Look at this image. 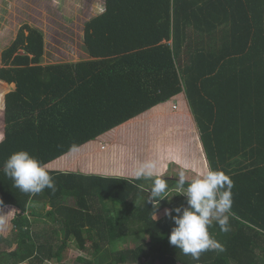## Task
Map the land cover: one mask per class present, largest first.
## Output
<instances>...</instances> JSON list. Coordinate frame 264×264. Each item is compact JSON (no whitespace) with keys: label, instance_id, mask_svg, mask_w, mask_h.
<instances>
[{"label":"trees","instance_id":"16d2710c","mask_svg":"<svg viewBox=\"0 0 264 264\" xmlns=\"http://www.w3.org/2000/svg\"><path fill=\"white\" fill-rule=\"evenodd\" d=\"M84 29L79 61L44 64L45 34L28 23L2 52L0 216L17 210L12 233H0V264H73L64 261L73 243L95 255L83 264H264V0H105ZM182 92L209 166L233 181L230 231L209 229L224 252L193 260L170 245L165 209L187 198L155 210L143 191L151 179L47 168L55 190L31 195L2 171L20 150L46 166ZM163 178L170 196L178 177ZM44 215L50 223L38 228ZM45 233L63 238L48 248ZM138 234L147 240L118 250Z\"/></svg>","mask_w":264,"mask_h":264},{"label":"crops","instance_id":"0c3cea01","mask_svg":"<svg viewBox=\"0 0 264 264\" xmlns=\"http://www.w3.org/2000/svg\"><path fill=\"white\" fill-rule=\"evenodd\" d=\"M87 57H84L83 59H86ZM7 86L8 88L9 86L14 87V84H7ZM6 92H8V90H6ZM170 100L172 101L171 106L168 105L169 100L160 103L138 117L118 126L113 130L114 132H108L98 137L96 140L85 144V147L81 146L80 148L74 150L76 153L73 159L69 158L67 160L65 157L68 154H71V152L58 158L57 160H54L53 162H50L46 165V168L59 171L73 170L75 172H82L85 174L134 179L131 173L138 164L136 158L138 156V158L141 159V162L147 160L157 161L159 166L158 170L163 173V177L175 178L179 176L178 174L180 172H184L186 174L190 173L188 174V177L194 176L191 175L193 174L192 171H202L206 166H209L200 133L198 132V129L197 132L193 131L194 125L197 126L196 120L184 92L174 96ZM174 105H177L178 107L175 109ZM127 124L134 125L125 127ZM142 129L143 132L140 136L139 133ZM120 134H122L123 138H120ZM176 134L180 135L178 143L173 142L172 138L173 135L175 137ZM105 138L111 141L109 146L103 144V142H100V145L97 144L99 143V140H105ZM189 142L194 144L195 149H191L196 150V153L189 149V146H192L188 144ZM103 146L106 147L103 148ZM115 146L116 148L113 149ZM117 146L119 150L122 151V154L118 153ZM134 148L140 149V151L130 153V151ZM100 150L102 151L101 157L97 158V152ZM93 155H96V160L93 159ZM81 156H85L87 158V165H82L81 161L80 163L78 162V160H80L79 157ZM51 164H55V166L50 168ZM75 167H79L81 171L75 170ZM171 195L169 196V201H176V199H174L176 196L172 198ZM36 206L39 205L36 204ZM50 208L51 207H49V209ZM45 217L46 216L44 215V220L40 218L38 219V228L46 227V222L49 221V218ZM1 218L2 221L8 225L12 221L9 215ZM30 219L33 220L31 217ZM41 220L43 223L40 226L39 223ZM48 223H50V221ZM47 231L50 232L51 228ZM43 237L47 238L45 244L48 248L49 245H51L48 238H51L50 240L53 238H55V240H57L56 238H63L61 234H54L51 236L50 233H45ZM70 247H72L71 244ZM70 247L68 248L70 249ZM75 247L78 246L75 244ZM69 249H67L66 252H69ZM79 251L81 252L82 249H74V254H76V256L83 255L79 253ZM90 255L92 254L90 253ZM81 257L82 256H80V258ZM78 261L81 262L82 260L78 259Z\"/></svg>","mask_w":264,"mask_h":264},{"label":"clouds","instance_id":"9594fccd","mask_svg":"<svg viewBox=\"0 0 264 264\" xmlns=\"http://www.w3.org/2000/svg\"><path fill=\"white\" fill-rule=\"evenodd\" d=\"M3 140L4 137L0 136V143ZM158 169L157 161L147 160L138 163L131 173L136 180H152L151 186L143 191L148 193L146 203H152L155 210L162 200H170L171 192L163 173ZM2 171L14 182L13 186L24 193L35 195L45 188L55 190L54 178L44 163L26 150L12 153L4 161ZM233 186L229 175L210 166H206L191 181L181 172L175 193L185 196L187 204L165 209V215L174 223L168 237L170 245L181 250L183 254L190 255L193 260H199L201 254L207 251L224 252V245L215 239L209 229L215 223L222 232L230 231ZM173 212L176 215H172ZM154 217L156 220L155 213Z\"/></svg>","mask_w":264,"mask_h":264},{"label":"rangeland","instance_id":"374dc122","mask_svg":"<svg viewBox=\"0 0 264 264\" xmlns=\"http://www.w3.org/2000/svg\"><path fill=\"white\" fill-rule=\"evenodd\" d=\"M105 9V0H0V66L2 63V52L11 45L14 39L17 36L19 28L24 24L28 23L36 28L41 29L45 34V45L46 51L44 56V64L46 63H56V62H70V61H79L84 57H87V53L85 52L84 47V32H85V23L92 17L100 14ZM5 83V82H4ZM13 89L12 86L7 87V90ZM4 94L0 100V134L4 131L5 128V120H4ZM171 100L168 101V105L171 106ZM134 124H127L125 127ZM146 129V128H145ZM193 131L197 132V126L194 125ZM114 132V131H113ZM112 132V133H113ZM143 129L139 133H141ZM123 134V133H122ZM120 134V138L122 137ZM196 134V133H194ZM104 137V136H103ZM173 142L178 143V138L180 135L176 134L175 137L173 135ZM103 142L105 145H110L111 141L107 138L105 140H99ZM189 149L196 153L195 146L191 142L188 143ZM85 147V146H84ZM113 147V149H115ZM193 148V149H191ZM118 153L122 154V151L119 150L117 146ZM189 150V151H190ZM140 149L134 148L130 151L137 152ZM71 153V152H70ZM75 151L71 154H68L66 159H73L75 156ZM203 153V152H202ZM102 151L97 152V158L101 157ZM204 155V153H203ZM137 158V162L141 163V159ZM80 160L78 162L82 163V165H87V158L85 156L79 157ZM93 159L96 160V155H93ZM136 161V160H135ZM65 165V163H64ZM55 164H51L50 168H53ZM76 168V169H75ZM74 169L77 171H81L79 167H75ZM63 171V170H62ZM73 171V170H70ZM196 171V172H195ZM192 171L194 175L192 177H188V174L185 173L187 179L196 178L195 175L201 172L199 170ZM181 173V172H180ZM179 173V174H180ZM178 174V175H179ZM172 198H175L177 201L174 202L175 205H179L181 203H185L183 195H176L174 192L172 194ZM64 203L69 206H74L75 201L72 198L66 197ZM174 201V200H173ZM51 207L50 205L46 206V210ZM5 212L3 216H0V233L8 236L14 230L13 224L5 223L2 221L1 217H7L8 215L11 217H15L17 208L13 205L4 208ZM45 210V211H46ZM30 215V211L27 212ZM33 215V214H31ZM161 215V214H160ZM35 218V217H31ZM44 220V218L42 217ZM42 220L40 221V226L42 225ZM55 238L49 240L53 242ZM142 235L138 234L135 237L129 238L125 243L120 244L118 250H122L124 248L136 247L141 242L146 241ZM91 245V242L88 243ZM69 252H66L65 263H73V264H81L78 261V257L82 256L87 259H95V255H90L89 251L82 250L79 253L83 255L74 254V249L81 250L79 247H75V244H71ZM108 246L104 247L106 250ZM55 259L50 261L46 260L45 264H57ZM50 262V263H48ZM24 264H29L30 262H23ZM22 264V263H21ZM31 264V263H30ZM83 264V263H82ZM128 264H135L133 262H129Z\"/></svg>","mask_w":264,"mask_h":264},{"label":"built area","instance_id":"2783aa9c","mask_svg":"<svg viewBox=\"0 0 264 264\" xmlns=\"http://www.w3.org/2000/svg\"><path fill=\"white\" fill-rule=\"evenodd\" d=\"M178 106L177 105H174V108L176 109Z\"/></svg>","mask_w":264,"mask_h":264}]
</instances>
